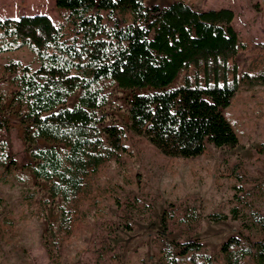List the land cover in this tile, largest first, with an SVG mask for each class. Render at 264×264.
<instances>
[{
    "label": "trees",
    "instance_id": "1",
    "mask_svg": "<svg viewBox=\"0 0 264 264\" xmlns=\"http://www.w3.org/2000/svg\"><path fill=\"white\" fill-rule=\"evenodd\" d=\"M145 1L55 0V22L47 14L0 17V54L27 46L39 63L0 64V103L11 98L20 107L34 162L29 172L48 185L51 196L40 198L42 208L59 201L58 223H48L45 238L55 262L87 218L85 207L101 202L92 195L90 179L106 163L132 154L129 130L170 157L204 155L208 144L234 148L240 138L224 110L239 90L264 86V51L240 68L238 58L251 44L235 30L232 9L199 10L189 0L169 6ZM113 85L152 89L129 101L128 128L107 122ZM8 151L2 140L0 167L12 172L16 163ZM12 230L14 220L5 217L0 235H14ZM221 252L224 264H264V238L232 235ZM161 258L165 264L215 262L198 240L171 243Z\"/></svg>",
    "mask_w": 264,
    "mask_h": 264
},
{
    "label": "rangeland",
    "instance_id": "2",
    "mask_svg": "<svg viewBox=\"0 0 264 264\" xmlns=\"http://www.w3.org/2000/svg\"><path fill=\"white\" fill-rule=\"evenodd\" d=\"M176 0H146L145 5L169 6ZM199 10L230 8L233 26L251 48L238 60L241 70L257 51H264V0H189ZM47 14L55 22V0H0V17ZM20 61L39 66L27 46L0 54V64ZM183 73L171 87H175ZM111 101L105 108L107 122L129 127V101L152 89L109 87ZM76 97L71 100V105ZM19 106L11 98L0 103V142L9 143L15 169L0 167V226L14 220V235H0V264H165L161 250L171 243L198 240L214 264H224L222 244L232 235L251 241L264 238V86L237 92L224 110L237 132V147L208 144L204 155L194 158L162 154L147 139L132 131L126 143L132 154L120 162L106 163L90 179L92 195L101 202L85 207L87 218L53 261L45 247L48 223H58V202L43 209L40 198L51 196L48 185L30 172L34 164L24 140L26 126ZM42 145H48L41 140ZM31 176L30 182L18 179ZM35 195L33 199L27 196ZM98 207H101L99 210ZM236 210V216H234ZM217 214L223 219H217ZM166 221V227L163 221ZM184 264V263H182Z\"/></svg>",
    "mask_w": 264,
    "mask_h": 264
},
{
    "label": "crops",
    "instance_id": "3",
    "mask_svg": "<svg viewBox=\"0 0 264 264\" xmlns=\"http://www.w3.org/2000/svg\"><path fill=\"white\" fill-rule=\"evenodd\" d=\"M18 18V17H17Z\"/></svg>",
    "mask_w": 264,
    "mask_h": 264
}]
</instances>
